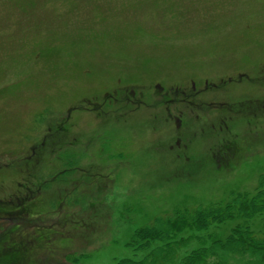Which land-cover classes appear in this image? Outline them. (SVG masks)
<instances>
[{
  "label": "rangeland",
  "instance_id": "obj_1",
  "mask_svg": "<svg viewBox=\"0 0 264 264\" xmlns=\"http://www.w3.org/2000/svg\"><path fill=\"white\" fill-rule=\"evenodd\" d=\"M263 58L264 0H0V240L30 247L13 261L0 245V264L137 259L146 251L128 242L155 216L252 191L264 172V133L248 138L240 119L228 124H236L232 131L246 147L230 166L218 165L213 154L224 126L215 117L200 130L186 109L178 128L164 120L165 106L150 105L111 115L101 137L88 134L103 124L74 110L68 136L57 137L54 128L81 98L120 97L130 89L148 94L156 85L160 92L186 89L190 79L198 88L203 78L216 82L237 72L258 77ZM256 86L229 82L218 96L235 101L257 95ZM35 157L48 159L40 165L44 206L34 215L13 212L11 197L28 181ZM262 220L249 221L255 233ZM234 223L207 231L224 235Z\"/></svg>",
  "mask_w": 264,
  "mask_h": 264
},
{
  "label": "flooded vegetation",
  "instance_id": "obj_2",
  "mask_svg": "<svg viewBox=\"0 0 264 264\" xmlns=\"http://www.w3.org/2000/svg\"><path fill=\"white\" fill-rule=\"evenodd\" d=\"M258 71V77H253L247 71L237 72L236 77L228 76L226 79L220 78L216 82L203 78L202 80L200 79L202 86H199L198 88L196 87V82L190 79V87L186 89L176 87L168 90L166 89V92L165 90L160 92L159 86L156 85L149 90L148 94H145L147 91H144L143 89L140 91L130 89L127 92H123L120 96L121 98L118 97L119 93L115 92H105L100 98L94 96L81 98L74 106H68L65 108V114L64 116H60V123H57L58 120L56 121L54 131L58 133L57 137L60 138H64L69 135L71 132L69 128L72 126V124H68L71 110L84 114H91L94 116L93 118L99 120L96 121L100 122V125L103 124L99 128L101 130L92 129V133L88 134V136L101 137L103 136L101 135V131L104 132L105 123L111 119V115L117 116L121 114L120 116H122L123 114L120 113L122 111L132 112L137 110V108L141 105H150L154 110H158L159 107L165 106L164 111L166 116L164 120L166 122L172 121L174 127L178 128L181 125V117L184 115L186 109L190 115L194 116V119L197 121L196 123L200 125V130L202 128V130H204V126H207L208 122L215 117L221 124L220 129L224 126V129L226 130L224 133L226 136L220 137V142L218 146L213 149V154L218 161V165L230 166L231 162L234 160L236 161V159H238L239 161L243 155L244 148L246 147V140L244 141L242 137H237L239 133L237 131H232V128H234L233 126H236V124H228L230 121L240 119L242 122H245L247 127L246 132L250 134V136H247L248 138H251L252 136L259 138L264 133V58L263 63L258 67ZM244 79H248L252 83H256L258 91L257 95L240 94L239 98L235 101H229V99L224 96L227 94L226 91L224 92L226 83H241ZM214 89L216 91H223L216 93ZM222 94H224V97L218 96ZM145 96H149V100L152 101L148 103L145 100ZM231 99L233 98L231 97ZM171 104L174 106L172 113L169 109V105ZM258 113H260V115H258ZM151 116L155 121H157L156 113ZM100 119L104 120V122H101ZM156 128L157 126H154L152 129ZM49 132H51L49 128L44 131L41 137L42 139H40V144L45 143L43 138H46ZM77 135H81V133L77 132ZM180 138L181 137L176 136L174 142L178 144V140ZM102 147H104V145ZM178 147L181 152L186 154L187 145L183 144L182 147ZM34 150L35 148L32 147V153ZM103 150L105 151V149ZM179 156L180 154L177 155V157ZM105 157L107 159H111L108 154ZM41 160L42 158L35 157V159L29 163L28 181L26 182L24 180L21 183V186H18L16 192L11 197L14 198L18 205L17 209L12 210L13 212L22 211L24 213H29V215H34L44 206L45 199H43V193L46 190L47 185L46 182L42 180L44 172L40 171V169L42 170L40 165L46 163L48 159L44 160V162ZM185 160H189L186 155ZM60 173H64V170ZM22 189L27 190L25 194H23ZM21 199L22 201H20Z\"/></svg>",
  "mask_w": 264,
  "mask_h": 264
},
{
  "label": "trees",
  "instance_id": "obj_3",
  "mask_svg": "<svg viewBox=\"0 0 264 264\" xmlns=\"http://www.w3.org/2000/svg\"><path fill=\"white\" fill-rule=\"evenodd\" d=\"M71 167L69 163L64 172ZM256 216L264 218V172L252 191L232 193L226 200L175 208L169 214L155 216L136 228L128 242L133 250L146 251L143 256L120 258L116 264H264V220L259 233L249 223ZM228 221L235 223L224 235L207 231ZM192 243L196 245L185 250ZM0 245L4 257L13 261L30 249L26 243L18 244L5 237Z\"/></svg>",
  "mask_w": 264,
  "mask_h": 264
}]
</instances>
